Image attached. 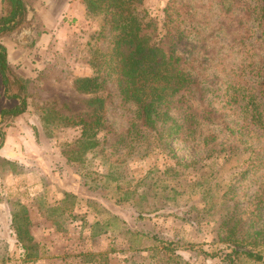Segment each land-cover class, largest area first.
Wrapping results in <instances>:
<instances>
[{"label":"rangeland","instance_id":"rangeland-1","mask_svg":"<svg viewBox=\"0 0 264 264\" xmlns=\"http://www.w3.org/2000/svg\"><path fill=\"white\" fill-rule=\"evenodd\" d=\"M177 1L190 13L182 15L184 49L204 75V101L216 117L198 119L190 136L159 139L146 131L113 165L112 157L99 153V143L80 150L79 128L64 124L90 113L89 96L74 90L72 80L91 74L100 16L87 12L83 0H22V18L0 35L16 79L9 74L5 97L17 95L26 104L14 124L9 117L0 120V130L13 125L15 137L21 136L10 145V158L0 154V264H225L226 224L220 223L228 215L241 230L264 229V204L247 226L251 203L264 195V131L249 124L245 104L264 65L262 20L246 6L258 11L261 1L222 0L230 4L225 12L218 0ZM169 2L139 0L138 8L160 21ZM7 8L0 0V14ZM3 89L0 82V95ZM104 103L105 121L116 130L126 127L133 106L118 108L116 96ZM83 180L101 190L87 192ZM95 212L112 235H88ZM109 213H118L125 225ZM122 227L131 232L115 237ZM140 229L177 247L159 256L150 246L153 238L134 233ZM125 241L133 250L121 252ZM260 248L255 264H264V244Z\"/></svg>","mask_w":264,"mask_h":264},{"label":"trees","instance_id":"trees-1","mask_svg":"<svg viewBox=\"0 0 264 264\" xmlns=\"http://www.w3.org/2000/svg\"><path fill=\"white\" fill-rule=\"evenodd\" d=\"M5 1L8 8L0 14V35L11 30L24 12L22 0ZM218 1L221 10L227 11L230 4L226 6L221 3L222 0ZM260 1L261 3L257 5L258 11L254 10L255 5L246 7L258 14L257 18L262 20L264 30V0ZM138 2L139 0H83L86 11L98 14L100 21L94 37L96 44L89 57L91 74L74 78L72 88L89 96L86 102L90 107V113L86 119L78 116L64 119V124L67 126L79 128L77 143L80 150H88L99 143L97 145L99 153L106 155V160L112 157L110 159L113 165L122 162L118 159L122 157V151L135 150V145L132 144L146 131L158 134L159 139L171 134L181 136L185 133L186 136H190L198 125V119L212 121L216 117L210 101H204L206 90V85L203 83L204 75L194 68L191 57L187 55L189 51L184 49L187 23L182 15L185 18V15H190L185 9L187 4L170 0L169 4L163 7V18L155 21L147 17L145 10L138 8ZM237 20L239 19L235 18V21ZM11 73L6 49L0 43V82L4 87V95L11 80L9 74L16 80ZM108 85L115 91L111 93V89L107 88ZM253 90L258 91L257 95ZM112 96H116L117 106L122 110L130 105L133 106L126 127L120 130L112 128L102 115L104 102L110 103ZM236 96L244 97L242 91ZM6 97L16 98L19 103L11 108L0 109V120L17 116L25 110L26 104L23 98L20 99L17 95H6ZM246 98L245 104L249 107L247 115L249 124L264 131V65L258 70L255 87L247 90ZM173 112L176 113L177 119L173 117ZM221 123L228 128L226 123ZM98 134H100V142L97 140ZM0 137H2L1 131ZM89 180H83L81 183L87 192L94 189L101 190V187L94 186ZM96 194L98 196V193ZM99 199L102 202L106 199L103 193H99ZM89 203L90 201L86 203L87 208ZM263 204L264 195L251 203L247 226L250 227L256 220L258 209ZM109 214L111 218L121 220L118 213ZM139 215L138 213L137 216ZM92 217L88 234L90 237L110 236L114 233L113 229L106 226L108 225L106 220L97 216V212L93 213ZM223 223L226 224V227L222 228L224 242L228 246V251L222 257L223 262L242 264L244 258L251 261L245 264L261 261L260 246L264 244V229L241 230L238 220H233L230 215L220 225ZM120 224L124 226L125 221L121 220ZM128 232H131L128 227H122L121 233H116L114 236ZM134 233L153 238L154 245L150 246L159 256L177 247L173 246L172 241L157 239V235L153 232L151 234L140 229L135 230ZM121 245L124 247L121 252L132 249L130 241L121 242ZM20 248L25 250L26 246L20 243ZM172 253L167 254L169 256Z\"/></svg>","mask_w":264,"mask_h":264},{"label":"crops","instance_id":"crops-1","mask_svg":"<svg viewBox=\"0 0 264 264\" xmlns=\"http://www.w3.org/2000/svg\"><path fill=\"white\" fill-rule=\"evenodd\" d=\"M1 44L4 45L3 43H1ZM4 47L6 49V58H7L8 66H9V68H12L13 65H12V63L9 62L8 49L6 48L5 45H4ZM24 54L25 53H23V55L20 57L21 59H24ZM21 68H22V65L20 66L19 69H21ZM3 91H4V89H3ZM3 91L1 92V95H0V109L11 108V107H13L19 103L16 98L5 97V95L3 94ZM19 115H21V113ZM19 115L14 116V117H9L10 120L11 119L14 120V122H12V124L15 123V120H17ZM12 130H15V128H13V125H9L7 128L4 127L0 130L2 132V137H0V154H4L3 156H6V157L10 156V154H11V153H9V151L12 152V147H10V145H13V144L16 145L17 144L16 139L21 138V136H19V135H18V137H15L16 134H18V132L16 130H15V132H12ZM12 154H13V152H12ZM0 156H2V155H0ZM7 158H10V157H7Z\"/></svg>","mask_w":264,"mask_h":264}]
</instances>
